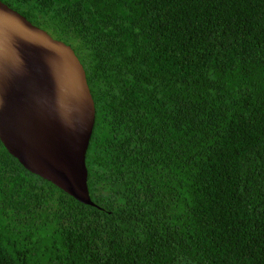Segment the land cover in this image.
Returning <instances> with one entry per match:
<instances>
[{
  "label": "trees",
  "instance_id": "1",
  "mask_svg": "<svg viewBox=\"0 0 264 264\" xmlns=\"http://www.w3.org/2000/svg\"><path fill=\"white\" fill-rule=\"evenodd\" d=\"M72 47L84 203L0 140V264H264V0H2Z\"/></svg>",
  "mask_w": 264,
  "mask_h": 264
},
{
  "label": "water",
  "instance_id": "2",
  "mask_svg": "<svg viewBox=\"0 0 264 264\" xmlns=\"http://www.w3.org/2000/svg\"><path fill=\"white\" fill-rule=\"evenodd\" d=\"M95 102L70 45L0 0V140L25 168L93 204Z\"/></svg>",
  "mask_w": 264,
  "mask_h": 264
}]
</instances>
